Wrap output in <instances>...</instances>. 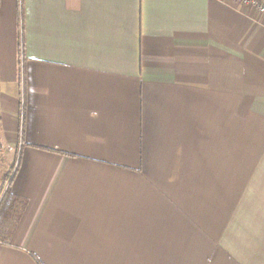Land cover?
Masks as SVG:
<instances>
[{
    "label": "crops",
    "instance_id": "crops-1",
    "mask_svg": "<svg viewBox=\"0 0 264 264\" xmlns=\"http://www.w3.org/2000/svg\"><path fill=\"white\" fill-rule=\"evenodd\" d=\"M1 210L0 264H264V17L1 0Z\"/></svg>",
    "mask_w": 264,
    "mask_h": 264
},
{
    "label": "built area",
    "instance_id": "built-area-1",
    "mask_svg": "<svg viewBox=\"0 0 264 264\" xmlns=\"http://www.w3.org/2000/svg\"><path fill=\"white\" fill-rule=\"evenodd\" d=\"M236 3H238L239 5H242L244 7H251V8H254L256 9L263 17H264V6L261 5L257 0H232ZM0 5H1V0H0ZM22 86H24V82H23V79H22ZM20 120H21V125H23V120H24V104L22 105L21 107V115H20ZM17 168V163L14 167V172H13V175L15 174V170Z\"/></svg>",
    "mask_w": 264,
    "mask_h": 264
},
{
    "label": "rangeland",
    "instance_id": "rangeland-1",
    "mask_svg": "<svg viewBox=\"0 0 264 264\" xmlns=\"http://www.w3.org/2000/svg\"><path fill=\"white\" fill-rule=\"evenodd\" d=\"M14 166H15V164H14ZM15 171H16V170H15ZM8 185H9V183L7 182L5 187H8ZM3 214H4V211L1 210L0 216H2Z\"/></svg>",
    "mask_w": 264,
    "mask_h": 264
},
{
    "label": "trees",
    "instance_id": "trees-1",
    "mask_svg": "<svg viewBox=\"0 0 264 264\" xmlns=\"http://www.w3.org/2000/svg\"><path fill=\"white\" fill-rule=\"evenodd\" d=\"M261 5L264 6V0H257Z\"/></svg>",
    "mask_w": 264,
    "mask_h": 264
}]
</instances>
